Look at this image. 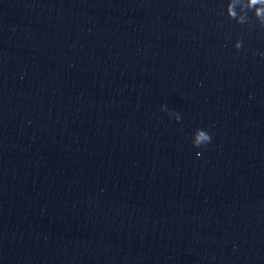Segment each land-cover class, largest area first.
<instances>
[{
    "label": "water",
    "instance_id": "water-1",
    "mask_svg": "<svg viewBox=\"0 0 264 264\" xmlns=\"http://www.w3.org/2000/svg\"><path fill=\"white\" fill-rule=\"evenodd\" d=\"M0 264H264V69L0 0Z\"/></svg>",
    "mask_w": 264,
    "mask_h": 264
},
{
    "label": "clouds",
    "instance_id": "clouds-1",
    "mask_svg": "<svg viewBox=\"0 0 264 264\" xmlns=\"http://www.w3.org/2000/svg\"><path fill=\"white\" fill-rule=\"evenodd\" d=\"M225 12L230 20H234L239 25L255 23L259 29L264 30V0H227ZM233 47L240 50L243 47V38L238 37ZM162 108L167 110L166 106ZM169 115L175 116L177 122L182 119L178 112H169ZM211 140L212 137L206 129L197 128L192 134L191 143L196 148H202L211 143ZM200 155L201 153L197 152V156Z\"/></svg>",
    "mask_w": 264,
    "mask_h": 264
}]
</instances>
